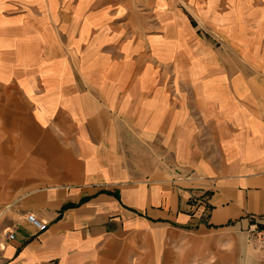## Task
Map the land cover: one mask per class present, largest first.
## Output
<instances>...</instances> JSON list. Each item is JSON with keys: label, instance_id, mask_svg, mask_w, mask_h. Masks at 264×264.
I'll list each match as a JSON object with an SVG mask.
<instances>
[{"label": "crops", "instance_id": "obj_1", "mask_svg": "<svg viewBox=\"0 0 264 264\" xmlns=\"http://www.w3.org/2000/svg\"><path fill=\"white\" fill-rule=\"evenodd\" d=\"M39 1L37 30L0 28V264H264V97L192 71L173 96L101 0Z\"/></svg>", "mask_w": 264, "mask_h": 264}, {"label": "rangeland", "instance_id": "obj_2", "mask_svg": "<svg viewBox=\"0 0 264 264\" xmlns=\"http://www.w3.org/2000/svg\"><path fill=\"white\" fill-rule=\"evenodd\" d=\"M244 1L101 0L90 13L106 22L103 28L109 33L119 36L109 44L127 43L130 50L144 54L140 65L157 66L160 75L167 76L165 82L173 96L195 93L185 90L192 71L193 82L222 78L229 88L233 84L240 87L245 92L241 97L256 92L257 98H263L264 0H252L250 6ZM41 4L39 0H0V28L14 35L37 30L47 16ZM159 52H174V56L164 58ZM157 55L162 58L159 62ZM206 66L215 73H199ZM192 97L188 99L194 102ZM197 141L207 156H215L217 147L211 139L199 137ZM166 142L161 139L162 150ZM173 163L184 165L179 159Z\"/></svg>", "mask_w": 264, "mask_h": 264}, {"label": "built area", "instance_id": "obj_3", "mask_svg": "<svg viewBox=\"0 0 264 264\" xmlns=\"http://www.w3.org/2000/svg\"><path fill=\"white\" fill-rule=\"evenodd\" d=\"M201 204L203 201H201ZM27 220L34 225L38 231H45L48 228V224L40 221L33 213L27 214ZM252 226L248 230L249 240L257 247L264 249V218L255 217ZM9 238H13L14 234L9 233Z\"/></svg>", "mask_w": 264, "mask_h": 264}]
</instances>
